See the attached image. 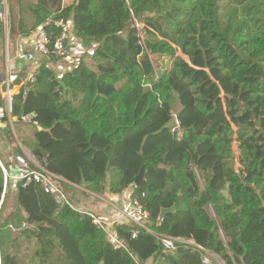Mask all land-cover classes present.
Masks as SVG:
<instances>
[{
	"label": "trees",
	"instance_id": "16d2710c",
	"mask_svg": "<svg viewBox=\"0 0 264 264\" xmlns=\"http://www.w3.org/2000/svg\"><path fill=\"white\" fill-rule=\"evenodd\" d=\"M61 2L37 0L18 31L8 21L9 36L42 26L53 41L63 18L89 50L60 75L49 55L12 94L23 145L76 206L92 211L82 197L132 187L153 232L192 238L225 264H264V0ZM4 183L0 168V264H204L200 250L165 251L125 224L115 226L123 241L115 248L88 215L56 204L35 181L16 183L5 213ZM22 223L30 228L11 231Z\"/></svg>",
	"mask_w": 264,
	"mask_h": 264
},
{
	"label": "built area",
	"instance_id": "2783aa9c",
	"mask_svg": "<svg viewBox=\"0 0 264 264\" xmlns=\"http://www.w3.org/2000/svg\"><path fill=\"white\" fill-rule=\"evenodd\" d=\"M8 1L0 0V21L3 24L4 31L8 28ZM55 26L58 29V34L51 41L48 33L42 26H38L33 31V37L27 52L24 53V58L28 62L36 64V66L44 62L49 55H53L57 60L66 59L69 55L68 42L72 35V25L68 20L60 18L56 20ZM142 38V36H141ZM50 64V62H49ZM11 92L9 89V78L0 84V123L7 117L10 126L12 127L10 112H11ZM34 114H26L21 116L23 122H30ZM171 131L176 138L182 137L183 131L176 114L172 112V127ZM30 153V152H29ZM35 168H32L31 165ZM0 168L5 177L4 191L7 187V178L9 185L13 190L16 189V183L24 180L25 183L35 181L41 185V188L46 194H49L56 204L68 205L70 208L88 215L92 222L106 233L107 241L115 248L123 247V241L118 238L115 229L116 225L125 224L129 226L131 237H136L141 230H145L152 234L165 251H172L177 244L182 243L192 246L202 252V261L204 264H225L224 260L217 254L211 253L198 245L192 238L182 236H171L168 234H160L153 232L147 227L148 212L143 208L137 198L129 197L119 208H116L113 217L98 216L92 211H88L80 206L74 205L66 192L59 186L57 180H63L61 177L50 173L44 165L40 164L32 154L24 152L14 155V166L7 170L0 161ZM23 228H30L25 223L20 226H10L12 232L17 233Z\"/></svg>",
	"mask_w": 264,
	"mask_h": 264
},
{
	"label": "crops",
	"instance_id": "0c3cea01",
	"mask_svg": "<svg viewBox=\"0 0 264 264\" xmlns=\"http://www.w3.org/2000/svg\"><path fill=\"white\" fill-rule=\"evenodd\" d=\"M7 1L9 3L8 21L11 23L13 28L18 31L17 28L21 17L24 18L26 26H29L32 23L30 8L36 3L37 0ZM75 1L76 0H62L61 3L62 6H68L73 4ZM32 37L33 31L25 36L18 32L12 36H9L8 28L4 31V39L0 44V84L3 83L6 80V76H8L11 95L19 91L20 87L25 84L28 78L31 77L34 69L36 68V64L28 62L24 58V53L27 52ZM68 48L69 55L66 59L55 60L50 63L58 75L62 74L66 70H69L72 66L78 63L80 57L87 56L89 53V50L84 48L82 42L79 39H76L73 35H71L69 39ZM6 125V121H2L0 123V133L6 127ZM5 146L6 151H9V148L14 147V144H11V146L6 144ZM23 148H21L22 153ZM6 157L9 160L10 156L7 155ZM9 166L13 167V165ZM131 192L132 187L126 189L122 194L105 193L103 196L91 194L88 198L82 197L81 199L84 200V203L90 206L92 212L98 216L111 218L115 215L117 210L116 208L122 206V204L130 197ZM95 200L102 201V204H97Z\"/></svg>",
	"mask_w": 264,
	"mask_h": 264
},
{
	"label": "rangeland",
	"instance_id": "374dc122",
	"mask_svg": "<svg viewBox=\"0 0 264 264\" xmlns=\"http://www.w3.org/2000/svg\"><path fill=\"white\" fill-rule=\"evenodd\" d=\"M9 4V3H8ZM10 125V124H9ZM11 129V133L12 135H8V131H6V128H4L2 130V132L0 133V137H1V141H0V152L1 154H3V157L5 158V160L10 164L14 166V154H13V149L15 147H20L23 148L24 152H26L27 154H31V152L23 145V143L21 142V140L17 137V135L15 134L14 131V127H9ZM27 133V131H26ZM11 138V139H10ZM6 144H9L11 146V144H14V147L9 148V151H6ZM30 152V153H29ZM10 153V154H9ZM7 155H9V160L7 159ZM3 158V160H4ZM1 161V160H0ZM2 163V162H1ZM9 178H7V198L5 200V206H4V212L6 213L9 209V207L11 206V201H12V195L15 192V190H13L12 186L9 185ZM65 191L67 192V190L65 189ZM95 202L97 204H102V201L100 200H95ZM210 213L213 214L212 209H209ZM26 260V257H25ZM24 260V261H25ZM152 264V263H149Z\"/></svg>",
	"mask_w": 264,
	"mask_h": 264
},
{
	"label": "water",
	"instance_id": "95a60500",
	"mask_svg": "<svg viewBox=\"0 0 264 264\" xmlns=\"http://www.w3.org/2000/svg\"><path fill=\"white\" fill-rule=\"evenodd\" d=\"M143 176H144L143 168H141L140 173L134 179V186H137V185H139L142 182ZM175 209H176L175 204H173L169 208H162L160 210L159 217L162 218V217H164L168 213H173L175 211Z\"/></svg>",
	"mask_w": 264,
	"mask_h": 264
}]
</instances>
